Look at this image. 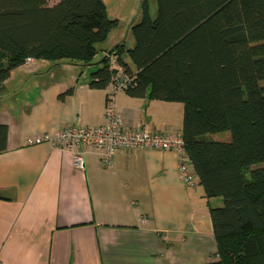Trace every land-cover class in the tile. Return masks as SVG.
Here are the masks:
<instances>
[{"label": "crops", "instance_id": "0c3cea01", "mask_svg": "<svg viewBox=\"0 0 264 264\" xmlns=\"http://www.w3.org/2000/svg\"><path fill=\"white\" fill-rule=\"evenodd\" d=\"M139 17L140 8L128 33ZM117 26L96 44L92 59L100 50L99 60L31 59L0 85V124L7 127L0 152V264H201L213 258L209 206L221 199L204 195L191 165L194 183L182 181L174 151L119 149L105 165L100 149L80 146L83 165L76 167L69 149L50 140L26 142L72 123L105 122L109 87H89L87 72L115 44L133 45ZM112 105L125 129L181 130L182 102L119 91Z\"/></svg>", "mask_w": 264, "mask_h": 264}, {"label": "trees", "instance_id": "16d2710c", "mask_svg": "<svg viewBox=\"0 0 264 264\" xmlns=\"http://www.w3.org/2000/svg\"><path fill=\"white\" fill-rule=\"evenodd\" d=\"M117 25L102 0H0V85L27 58L89 62ZM130 32L133 45L115 44L88 86L107 87L120 68L130 96L182 102L198 184L221 199L209 206L216 251L201 264H264V0H155L153 15L141 0ZM6 136L0 124V152Z\"/></svg>", "mask_w": 264, "mask_h": 264}, {"label": "built area", "instance_id": "2783aa9c", "mask_svg": "<svg viewBox=\"0 0 264 264\" xmlns=\"http://www.w3.org/2000/svg\"><path fill=\"white\" fill-rule=\"evenodd\" d=\"M105 56H112L106 54ZM113 58V56H112ZM31 60L27 58L26 61ZM112 64L114 61H110ZM133 80V75L124 73L118 68V72L109 82V92L106 96L105 122L89 126L81 123H72L60 127L52 136L39 135L27 139L28 144L50 140L57 147L67 148L72 152L73 165H83L82 152L77 150L80 146L100 149L101 159L105 165H110L114 153L119 149L133 150L141 147H151L158 150L174 151L177 155L178 172L185 184L192 185L194 178L189 172L190 160L184 147L180 131L161 132L143 128L125 129L121 125L120 118L113 109L112 100L115 93L125 91Z\"/></svg>", "mask_w": 264, "mask_h": 264}, {"label": "rangeland", "instance_id": "374dc122", "mask_svg": "<svg viewBox=\"0 0 264 264\" xmlns=\"http://www.w3.org/2000/svg\"><path fill=\"white\" fill-rule=\"evenodd\" d=\"M55 1L56 0H49V3L52 4ZM102 1L105 4L107 16L110 18L111 17L119 18V23L117 27L118 29H120V31L122 30L123 36L124 34H127L128 38L132 37L131 32L129 33L127 32V25L133 18L137 16L140 8L141 0H102ZM146 3L148 5V10L150 12V15L153 14V10L155 9V0H146ZM97 45H101V43H97ZM100 53L101 51L98 50V56L94 57L92 61L99 60L101 58ZM91 70L93 69H88L87 73H89ZM260 84L264 86V80H262ZM207 136L214 140H225L229 138V132L222 131L217 133H210L207 134ZM255 166L257 165L255 164L252 165L251 167H255Z\"/></svg>", "mask_w": 264, "mask_h": 264}]
</instances>
